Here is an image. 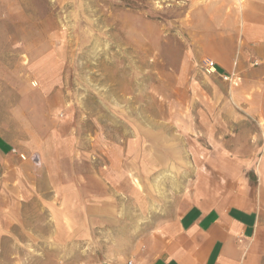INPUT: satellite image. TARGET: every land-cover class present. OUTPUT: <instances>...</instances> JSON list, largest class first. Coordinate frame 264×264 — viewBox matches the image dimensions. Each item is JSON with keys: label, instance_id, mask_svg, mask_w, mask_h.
Returning <instances> with one entry per match:
<instances>
[{"label": "rangeland", "instance_id": "obj_1", "mask_svg": "<svg viewBox=\"0 0 264 264\" xmlns=\"http://www.w3.org/2000/svg\"><path fill=\"white\" fill-rule=\"evenodd\" d=\"M207 3L0 0V264L117 258L213 174L216 141L258 137L203 132L237 88L196 59Z\"/></svg>", "mask_w": 264, "mask_h": 264}, {"label": "crops", "instance_id": "obj_2", "mask_svg": "<svg viewBox=\"0 0 264 264\" xmlns=\"http://www.w3.org/2000/svg\"><path fill=\"white\" fill-rule=\"evenodd\" d=\"M202 8L205 15L200 9L192 15L196 59L241 78L226 97L233 112L221 130L213 124L203 132L249 134L253 122L262 131L244 143L216 141L208 164L213 174L199 172L169 217L102 264H264V0H208ZM8 147L0 141V181L15 157Z\"/></svg>", "mask_w": 264, "mask_h": 264}, {"label": "built area", "instance_id": "obj_3", "mask_svg": "<svg viewBox=\"0 0 264 264\" xmlns=\"http://www.w3.org/2000/svg\"><path fill=\"white\" fill-rule=\"evenodd\" d=\"M202 68L204 72L208 75H211V76L219 75V77L224 82L228 83L230 87H238L241 82V78L236 74H229V75L220 74L218 71L217 64L213 61H210V60L205 61ZM13 153H16V150H14ZM20 158L22 160H26V156L23 154L20 155ZM33 161L38 162V158L33 157ZM128 264H133V263L129 262Z\"/></svg>", "mask_w": 264, "mask_h": 264}, {"label": "bare ground", "instance_id": "obj_4", "mask_svg": "<svg viewBox=\"0 0 264 264\" xmlns=\"http://www.w3.org/2000/svg\"><path fill=\"white\" fill-rule=\"evenodd\" d=\"M238 2V1H237Z\"/></svg>", "mask_w": 264, "mask_h": 264}]
</instances>
